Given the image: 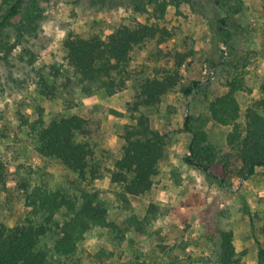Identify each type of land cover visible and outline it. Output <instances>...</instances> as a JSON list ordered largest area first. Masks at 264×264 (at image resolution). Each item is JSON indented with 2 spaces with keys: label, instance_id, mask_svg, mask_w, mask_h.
<instances>
[{
  "label": "rangeland",
  "instance_id": "1",
  "mask_svg": "<svg viewBox=\"0 0 264 264\" xmlns=\"http://www.w3.org/2000/svg\"><path fill=\"white\" fill-rule=\"evenodd\" d=\"M135 1L49 0L45 3L43 31L36 41L38 46H44L36 65L66 64L62 41L69 35L86 37L98 33L105 37L120 24H128L132 17L144 22L148 15L135 14ZM245 3V11L235 17L240 32L229 42L234 51L217 34L221 15L217 7L203 15L193 14L188 6L180 8V15L171 8L165 21H154L166 30V37L156 36L133 51L128 88L112 96L103 91L94 96L79 92L77 106L71 110H63L57 102L41 97L35 86L12 92L6 87L2 91L4 81H0V225L13 226L30 216L24 197L37 183L58 189L74 178L56 159L44 158L37 152V130L29 125L41 120L47 124L58 112L85 117L88 133L79 140L85 139L95 159L108 168L120 155L125 126L135 123L127 105L140 81L155 68L172 69L178 53H190L179 70L181 86L195 80L200 84L189 96H184L178 86L160 105L143 108L151 126L167 130L171 137L167 156L158 163L152 191L140 198L121 194L118 188L117 192L103 195L109 218L122 232L94 228L87 233L74 260L76 264H215L220 231L226 229L233 233L237 256L246 264H257L258 249L264 248L260 228L264 216V169L258 168L253 177L244 181L234 168L228 181L220 183L183 161L191 139L183 128L188 115L193 128L202 127L210 142L226 147L228 128L208 120L206 106L227 91L232 76H242L244 85L251 89L239 92L242 113L261 95L264 0ZM66 71L69 72L67 68ZM96 184L110 190L109 178ZM150 202L159 204L160 214L139 238L126 220L140 215ZM56 218L63 219L60 215Z\"/></svg>",
  "mask_w": 264,
  "mask_h": 264
},
{
  "label": "trees",
  "instance_id": "2",
  "mask_svg": "<svg viewBox=\"0 0 264 264\" xmlns=\"http://www.w3.org/2000/svg\"><path fill=\"white\" fill-rule=\"evenodd\" d=\"M46 2L49 0H0V81H4L2 91L35 86L41 97L57 102L63 110L77 106L79 92L94 96L103 91L112 96L127 89L133 51L156 36L166 37V30L154 21H165L171 8L180 15V8L188 6L193 14L203 15L217 7L221 11L217 34L231 51L229 42L240 32L235 17L246 9L245 0H136L133 10L148 15L144 22L132 17L105 37L98 33L69 35L62 41L66 64L37 66L44 46L36 41L43 31ZM187 55L190 53H178L172 69L155 68L140 81L127 105L135 123L125 126L120 155L108 168L95 159L85 139L79 140L88 133L85 117L58 112L47 124L41 120L29 125L37 130V152L56 159L74 178L58 189L40 182L26 191L24 204L30 216L13 226L0 225V264H76L74 257L88 232L97 227L122 232L109 218L103 195L118 188L121 194L140 198L152 191L158 163L167 156L171 137L167 130L151 126L143 108L160 105L172 89L181 86L179 70ZM198 84L195 80L181 86V93L189 96ZM227 88L206 106L207 119L228 128L226 147L210 142L202 127L193 128L190 115L183 121L184 130L191 135L184 163L220 183L228 181L234 168L244 181L258 168L264 169V83L261 95L243 113L238 95L251 89L238 74L228 81ZM172 175L177 177L175 172ZM104 178H109L110 190L97 186ZM159 214V204L150 202L140 215L127 218V225L141 238ZM59 215L61 221L56 218ZM260 228L264 234V216ZM215 264H246L237 256L231 230L220 231ZM257 264H264L263 247L258 249Z\"/></svg>",
  "mask_w": 264,
  "mask_h": 264
}]
</instances>
